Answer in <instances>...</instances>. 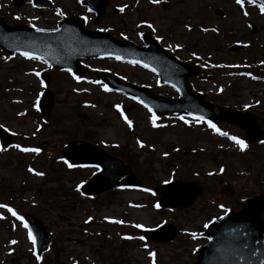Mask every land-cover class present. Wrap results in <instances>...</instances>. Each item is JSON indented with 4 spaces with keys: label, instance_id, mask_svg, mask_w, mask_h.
Instances as JSON below:
<instances>
[{
    "label": "rangeland",
    "instance_id": "obj_1",
    "mask_svg": "<svg viewBox=\"0 0 264 264\" xmlns=\"http://www.w3.org/2000/svg\"><path fill=\"white\" fill-rule=\"evenodd\" d=\"M52 1V10L40 12L30 3L16 7L12 0H0V17L11 25L45 29L64 17H79L87 20L88 30L110 31L137 45L150 34L170 54L200 68V75L190 81L208 101L264 118V82L258 79L264 70L260 6L245 0L241 5L235 0H109L105 16L93 24L81 0ZM236 44L246 48L228 49ZM81 66L86 73L74 79L45 62L0 50V125L14 139L0 151V204L40 218L53 233L52 248L39 261L28 230L15 223L7 208H0V264H190L204 243L199 233L205 224L227 210L240 209L243 199L264 193V141L248 144L238 127L219 123V131H214L204 121L183 116L189 121L185 124L180 115L156 116L153 127V114L108 86L104 91L100 74L116 75L166 98H177L176 90L161 85L151 71L115 59H84ZM42 72L52 75L47 90L55 96L48 121L37 108L46 88L36 75ZM121 107L130 109L126 119L131 128L120 115ZM229 137L243 140L245 149ZM72 140L124 160L144 181L142 187L82 197L77 186L81 189L96 168L65 163L61 150ZM171 180L200 183L201 194L192 206L156 207L158 188ZM227 186L238 194H227ZM117 220L121 223L113 222ZM162 223L179 229L173 242L139 239L141 229Z\"/></svg>",
    "mask_w": 264,
    "mask_h": 264
},
{
    "label": "water",
    "instance_id": "obj_2",
    "mask_svg": "<svg viewBox=\"0 0 264 264\" xmlns=\"http://www.w3.org/2000/svg\"><path fill=\"white\" fill-rule=\"evenodd\" d=\"M34 1L39 3V6L44 5L40 3L43 0ZM97 1L91 6L94 9L90 10H95L100 16L104 13L107 1ZM259 1L264 4V0ZM87 3L90 7L91 4ZM84 24L83 21L69 19L63 21L57 31H37L22 26L9 27L0 19V47L9 54L28 52L42 57L53 68L70 69L80 74L84 71L79 65V60L89 57L119 56L120 59L147 65V68L161 76L164 84L179 89L181 95L180 99L168 100L144 88L131 86L146 96L133 90H125L147 104L154 112L182 113L190 117L200 116L215 123L227 122L241 128L249 143L264 140V119L249 112L231 111L207 102L203 95L190 87L188 81L190 77L199 74V69L169 56L150 36L145 38V47H138L129 41L116 40L108 34L88 32ZM46 80L50 82L48 74ZM53 104L54 96L47 93L41 104L45 119L50 118ZM0 137L4 146L10 143L2 130ZM62 154L70 164H91L100 167V171L83 187V195H96L120 186H140V181L124 162L86 142H72L63 149ZM200 193L201 189L197 183L173 182L161 189V205L166 208L190 206ZM26 222L36 238V253L41 256L49 249L51 234L32 216H26ZM143 234L151 241L169 242L175 237L176 229L163 226ZM204 236L208 238L209 243L199 252L195 264H260L264 261V195L244 201L243 210L228 212L211 223ZM253 252L255 255H252Z\"/></svg>",
    "mask_w": 264,
    "mask_h": 264
},
{
    "label": "snow or ice",
    "instance_id": "obj_3",
    "mask_svg": "<svg viewBox=\"0 0 264 264\" xmlns=\"http://www.w3.org/2000/svg\"><path fill=\"white\" fill-rule=\"evenodd\" d=\"M153 2H158V0H153ZM249 2H251V0H249ZM235 3L237 5H241V0H235ZM121 11H123V9H121ZM260 11L261 12H264V4L260 5ZM245 15H247V13H245ZM16 19H20V17H16ZM36 30L37 31H42V29H36ZM213 31H215V29H213ZM177 47H179V46L177 45ZM20 55L23 56V57H25V58H27V59H32V60H40V59H42V57H39V56H36V55H31L28 52H20ZM116 59H120V57L117 56ZM145 67H147V65H145ZM68 71L71 74V70L69 69ZM36 75L39 76V73H36ZM73 78L74 79H79L78 77H75V76ZM177 90L179 91V89H177ZM104 91H106V92L109 91V89H108L107 86H104ZM144 106L146 108L148 107L147 104H145ZM117 110H119V106H117ZM148 110H149V112L152 111L151 108H148ZM156 119H157V117L155 116V114H153L151 116V121H152L153 127H156L157 126L156 125ZM179 119L182 120L185 124H188L189 123V121L187 119H185L183 116H180ZM193 119L195 120V122L199 123V122H201L203 120V117L196 116V117H193ZM125 122L128 124V127L129 128L132 127L131 121H128L125 118ZM204 122L207 123L208 124V127L209 128H212L214 131H219L218 129H216V126L211 121H204ZM221 135H227V134L226 133H221ZM229 138L232 139V140H234V142L239 146V148H240L241 151H243L245 149L246 144H245V142L243 140L236 139L235 137H229ZM137 144H139L141 147H143V144H141L139 140L137 141ZM13 147H17V146L16 145H13ZM20 151H22V152H37L38 153L40 150L38 148H21ZM165 155H167V154L165 153ZM65 163H67V161H65ZM68 166L69 167H72V165H70V164ZM28 171L29 172H32L33 170L31 168H29ZM221 171H223V169H221ZM35 174L38 175V176H42L43 175V173H40V172H36ZM209 175H211V173H209ZM76 190L77 191L80 190L79 185L77 186V189ZM145 191H147V189H145ZM156 207H159V205H156ZM0 208H7V211L9 213H11V215L14 216L17 220H20L21 223L23 224V227L25 229H28V224L27 223H24L23 218L21 216L17 215V213L12 208L7 207L6 205H2V204H0ZM113 222L114 223H121V221H118V220L117 221H113ZM136 227L139 228V227H141V225H136ZM204 227L207 228L208 227V224H205ZM190 235L192 236V238H194V239L196 238V233L195 232L190 233ZM27 238L31 242V244L33 246V249H34L35 246H36V238L33 235L31 229H28ZM124 239H133V237H127L126 236V237H124ZM139 239L143 240L144 238L143 237H139ZM12 243H16V241H12ZM154 255H155L154 253H151V252L149 253V256L154 257ZM252 255H255V252H253ZM36 259L39 260L40 257L37 256ZM260 264H264V261H261Z\"/></svg>",
    "mask_w": 264,
    "mask_h": 264
}]
</instances>
